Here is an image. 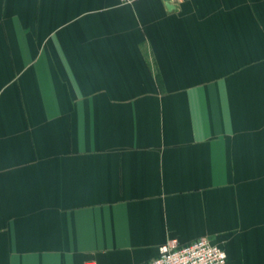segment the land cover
I'll return each instance as SVG.
<instances>
[{"label":"crops","instance_id":"obj_1","mask_svg":"<svg viewBox=\"0 0 264 264\" xmlns=\"http://www.w3.org/2000/svg\"><path fill=\"white\" fill-rule=\"evenodd\" d=\"M202 236L264 264V0H0V264Z\"/></svg>","mask_w":264,"mask_h":264},{"label":"built area","instance_id":"obj_2","mask_svg":"<svg viewBox=\"0 0 264 264\" xmlns=\"http://www.w3.org/2000/svg\"><path fill=\"white\" fill-rule=\"evenodd\" d=\"M132 3L135 0H120ZM226 251L208 237L202 236L190 243L182 244L177 238H171L159 248V255L145 264H229ZM84 264H98L95 260H86Z\"/></svg>","mask_w":264,"mask_h":264}]
</instances>
